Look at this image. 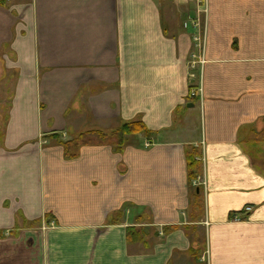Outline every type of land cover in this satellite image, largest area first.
Listing matches in <instances>:
<instances>
[{
    "label": "crops",
    "instance_id": "0c3cea01",
    "mask_svg": "<svg viewBox=\"0 0 264 264\" xmlns=\"http://www.w3.org/2000/svg\"><path fill=\"white\" fill-rule=\"evenodd\" d=\"M201 10L0 4V264H264V0ZM128 121L150 133L65 157Z\"/></svg>",
    "mask_w": 264,
    "mask_h": 264
},
{
    "label": "trees",
    "instance_id": "16d2710c",
    "mask_svg": "<svg viewBox=\"0 0 264 264\" xmlns=\"http://www.w3.org/2000/svg\"><path fill=\"white\" fill-rule=\"evenodd\" d=\"M4 0H0L2 4ZM139 133H144V135L149 134L150 131L145 127V124H142L141 121H128L121 123L113 132L104 133L101 131H85L77 134L72 137V139L67 141H60L61 146L63 147V152L66 158H73L77 154V149L80 145L85 144H95V143H107L114 146L113 149L121 150L122 146L125 143V136L127 135H136ZM94 139H96L94 141ZM198 153L193 149H189L186 152V163L188 172V179L190 181L196 179L197 175L200 172V164L197 161L196 157ZM139 230L135 227L127 228V239L129 241L136 240L139 236Z\"/></svg>",
    "mask_w": 264,
    "mask_h": 264
},
{
    "label": "built area",
    "instance_id": "2783aa9c",
    "mask_svg": "<svg viewBox=\"0 0 264 264\" xmlns=\"http://www.w3.org/2000/svg\"><path fill=\"white\" fill-rule=\"evenodd\" d=\"M197 1V3L200 5V6H202V10H201V12H204V10H206V4H207V0H196ZM184 27H188V25H190V26H192L193 28H195V29H199L200 28V20H199V18L198 17H194V18H190V20H189V23L188 22H185L184 24ZM194 40L195 41H199V43H200V41H201V39H200V37L199 36H194ZM200 65H201V63H203V61H202V56H200L199 58H197V60H196ZM195 63V62H194ZM194 67V66H193ZM201 96V90H200V88H192L191 87V89L189 90V94H188V97L189 98H197V97H199V98H201L200 97ZM251 210V207L250 206H246L244 209H243V211H242V213H247V212H249ZM239 215H237V214H235V215H233V217H232V220L234 219V221H240L241 220V218L240 217H238Z\"/></svg>",
    "mask_w": 264,
    "mask_h": 264
},
{
    "label": "rangeland",
    "instance_id": "374dc122",
    "mask_svg": "<svg viewBox=\"0 0 264 264\" xmlns=\"http://www.w3.org/2000/svg\"><path fill=\"white\" fill-rule=\"evenodd\" d=\"M86 129H89L88 127H86ZM96 139H94V141H95Z\"/></svg>",
    "mask_w": 264,
    "mask_h": 264
},
{
    "label": "water",
    "instance_id": "95a60500",
    "mask_svg": "<svg viewBox=\"0 0 264 264\" xmlns=\"http://www.w3.org/2000/svg\"><path fill=\"white\" fill-rule=\"evenodd\" d=\"M191 105V104H190Z\"/></svg>",
    "mask_w": 264,
    "mask_h": 264
}]
</instances>
